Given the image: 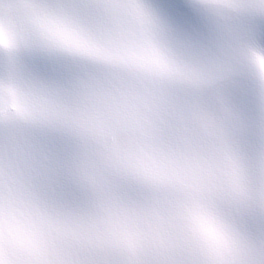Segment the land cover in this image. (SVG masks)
I'll list each match as a JSON object with an SVG mask.
<instances>
[{"label": "snow or ice", "instance_id": "6c2138e0", "mask_svg": "<svg viewBox=\"0 0 264 264\" xmlns=\"http://www.w3.org/2000/svg\"><path fill=\"white\" fill-rule=\"evenodd\" d=\"M5 241L30 264H264V0H0L12 264Z\"/></svg>", "mask_w": 264, "mask_h": 264}, {"label": "clouds", "instance_id": "9594fccd", "mask_svg": "<svg viewBox=\"0 0 264 264\" xmlns=\"http://www.w3.org/2000/svg\"><path fill=\"white\" fill-rule=\"evenodd\" d=\"M58 243H65L64 241H59ZM5 249L8 254L12 257V264H30V258L21 249L10 247L8 242L5 241Z\"/></svg>", "mask_w": 264, "mask_h": 264}]
</instances>
